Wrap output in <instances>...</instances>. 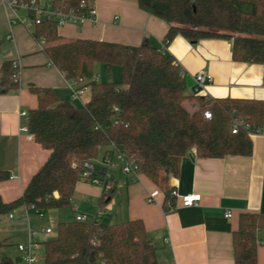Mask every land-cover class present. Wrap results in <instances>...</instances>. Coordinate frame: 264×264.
Returning a JSON list of instances; mask_svg holds the SVG:
<instances>
[{"label": "trees", "instance_id": "16d2710c", "mask_svg": "<svg viewBox=\"0 0 264 264\" xmlns=\"http://www.w3.org/2000/svg\"><path fill=\"white\" fill-rule=\"evenodd\" d=\"M81 1L63 2L76 7ZM138 5L169 24L165 46L177 36L191 43L230 40L235 62L264 65V0H138ZM33 36L45 38L43 51L68 81L92 78L101 64L107 72L121 67L123 82H91V98L83 106L59 101L51 88L31 87L38 105L29 112V133L50 156L21 198L6 203L0 195V216L24 206L43 215L71 207L81 163L98 157L102 145L114 143L140 160V172L164 192L166 212L176 202L169 181L179 175L183 158L193 149L201 158L253 154L250 135L233 134V119L242 117L261 127L263 101L188 95L175 58L148 42L138 47L90 39L65 42L52 22L37 25ZM19 86L13 61H5L0 67V95L18 92ZM206 110L212 112L211 119L205 118ZM9 177L0 171V183ZM115 192L116 187L104 194L103 204ZM260 231L264 214L240 215L233 233L235 264H258V246L264 243ZM43 245L45 264H161L141 219L113 223L104 214L93 222H60L57 236ZM17 261L3 257L0 264Z\"/></svg>", "mask_w": 264, "mask_h": 264}, {"label": "crops", "instance_id": "0c3cea01", "mask_svg": "<svg viewBox=\"0 0 264 264\" xmlns=\"http://www.w3.org/2000/svg\"><path fill=\"white\" fill-rule=\"evenodd\" d=\"M95 4L99 24L60 27L58 32L63 41L90 39L136 47L148 42L175 58L185 76L188 95H195L194 78L198 72L205 71L214 82L207 84L198 96L264 102V65L235 62L232 41L206 39L191 43L177 36L165 46L169 24L141 10L138 0H95ZM26 16V12L21 16L19 11L15 13L0 2V67L9 60L20 67L19 91L0 95V171L10 176L0 183V195L6 203L23 196L33 176L50 156V151L20 131L21 113L30 112L38 105L31 87L51 88L59 101H70L75 106H83L91 98V92H86L80 103L72 99L69 81L39 47L34 29L21 23L20 19ZM250 138L253 154L249 157L201 158L196 149L184 157L179 175L169 181V187L178 193L170 212L164 209V192L146 176L136 183L118 177L115 194L124 188L131 209L129 219L123 222L135 219L144 222L161 264H235L233 233L239 227L240 215L264 214V124ZM156 189L161 191L158 203H149L147 198ZM188 194H200L199 204L183 207L181 196ZM103 196L99 187L79 181L72 204L99 200L96 215H87L91 217L88 221L106 214L116 223L107 209L112 200L103 204ZM18 210L16 220H11L9 214L0 216L3 244L0 251L11 245L18 247L27 240V228L20 221ZM75 211L80 213L78 205ZM227 212L232 213L231 218L226 217ZM258 237L263 242L264 231ZM18 254L17 259L19 250ZM258 264H264V243L258 246Z\"/></svg>", "mask_w": 264, "mask_h": 264}, {"label": "built area", "instance_id": "2783aa9c", "mask_svg": "<svg viewBox=\"0 0 264 264\" xmlns=\"http://www.w3.org/2000/svg\"><path fill=\"white\" fill-rule=\"evenodd\" d=\"M64 0H0L4 5L10 7L15 13L18 11L26 12L27 16L20 19L21 23L27 28L34 29L37 25L45 22L55 23L58 28L68 25L84 26L87 24L98 25V9L95 4V0H82L76 7H68L64 4ZM119 17L116 16L115 20ZM39 47L43 50L46 41L45 38L37 40ZM13 67L20 75V67L17 62L13 61ZM183 74V71H181ZM184 75V74H183ZM100 76H93L90 79L79 78L76 81H69L70 88L72 90V99L80 100L84 93L91 92V82H99ZM194 93L198 95L207 84L214 82L213 77L207 74L205 71H200L194 78ZM80 85L81 87H76ZM118 112V109H115ZM206 119H211L212 112L206 110L204 112ZM22 125L20 131L33 139V136L29 133V112H22ZM115 124H119V121H115ZM261 130L260 126H252L248 124L244 118L235 116L233 119L232 132L237 134L239 131H245L249 135L257 134ZM195 150V149H193ZM99 156L92 159H86L82 161V172L80 174V181L88 183L90 185L99 187L103 194H107L116 187L118 183V177L121 176L125 181L129 183L139 182L143 176L140 172L139 163L140 160L132 158L126 153L121 152L114 143L108 146H100L98 148ZM74 167L77 166V162H74ZM14 177H11V179ZM161 194L159 189L151 192L147 198L149 203H158V197ZM172 195L176 198L178 193L175 189H172ZM58 197V195L56 194ZM183 207H191L198 205L201 201L200 194H188L181 196ZM20 218L27 228V240L18 245L20 257L16 264H35L42 256L40 250L43 243L48 240V237L53 234L52 228H43L41 230H33L30 225L29 215L31 214L30 207H21L19 210ZM16 212L14 210L9 214L11 220H16ZM43 216V214H36ZM101 215L98 214L91 221L97 220ZM227 218L232 217L231 212H227ZM75 219L79 222H89L88 217L84 214L78 213ZM36 237L41 239L36 240ZM166 242L169 239H165ZM44 246V245H43Z\"/></svg>", "mask_w": 264, "mask_h": 264}, {"label": "rangeland", "instance_id": "374dc122", "mask_svg": "<svg viewBox=\"0 0 264 264\" xmlns=\"http://www.w3.org/2000/svg\"><path fill=\"white\" fill-rule=\"evenodd\" d=\"M19 14L23 16L24 11H19ZM66 42H69L66 41ZM98 68L94 70V75L98 76V74L101 75V78L99 82L104 83H122L123 82V76H122V70L121 67L116 66L111 72H107L105 67L101 64H97ZM82 101L84 99V96H82ZM80 100H77L78 103ZM195 103H191V106ZM80 195H76V199L79 200ZM100 201L94 200L91 203L85 202V201H75L71 207L59 209V210H53L46 212L43 216L36 215L35 213H31L29 215L30 225L33 230H41L43 228H52L53 234H51L48 239L55 238L57 236V225L60 222H70L75 219L77 216V211H75L76 205L79 206V212L83 213L84 215H96L98 211ZM129 200L126 194V191L124 188L120 189L114 196L111 201V203L107 206V209L110 211V213L113 216V220L116 223H122L125 220H128L130 217V211L129 208ZM138 204V203H133ZM89 219H91L90 216H87ZM26 228V225H25ZM36 240H39V238H35ZM18 247L16 245H11L9 247H6L4 250L0 251V258L3 257H11L14 261H16V257L18 256ZM40 255L42 258L35 264H45V249L42 245L40 250Z\"/></svg>", "mask_w": 264, "mask_h": 264}]
</instances>
